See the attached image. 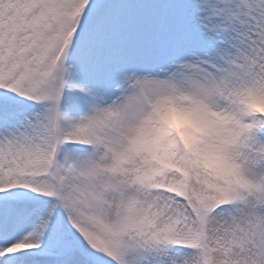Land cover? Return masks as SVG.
Instances as JSON below:
<instances>
[{"label": "snow or ice", "instance_id": "6c2138e0", "mask_svg": "<svg viewBox=\"0 0 264 264\" xmlns=\"http://www.w3.org/2000/svg\"><path fill=\"white\" fill-rule=\"evenodd\" d=\"M0 264H264V0H0Z\"/></svg>", "mask_w": 264, "mask_h": 264}]
</instances>
